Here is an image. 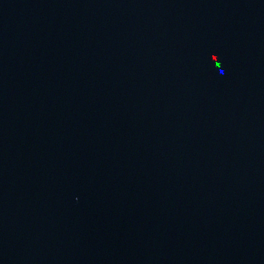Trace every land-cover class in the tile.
Instances as JSON below:
<instances>
[{
  "label": "water",
  "instance_id": "1",
  "mask_svg": "<svg viewBox=\"0 0 264 264\" xmlns=\"http://www.w3.org/2000/svg\"><path fill=\"white\" fill-rule=\"evenodd\" d=\"M0 264H264V130L0 0Z\"/></svg>",
  "mask_w": 264,
  "mask_h": 264
}]
</instances>
